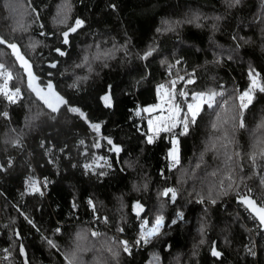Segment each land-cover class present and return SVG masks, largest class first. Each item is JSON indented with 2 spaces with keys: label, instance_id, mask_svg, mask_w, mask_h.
<instances>
[{
  "label": "trees",
  "instance_id": "obj_1",
  "mask_svg": "<svg viewBox=\"0 0 264 264\" xmlns=\"http://www.w3.org/2000/svg\"><path fill=\"white\" fill-rule=\"evenodd\" d=\"M194 14L201 17L199 27L184 22ZM76 19L85 23L64 44L62 33ZM165 20L181 23L157 32ZM0 37L19 46L34 86L47 90L51 81L67 101L56 112L48 108L28 87L12 50L0 44V63L14 77L9 87L21 90L17 103L0 96V113L8 112V118L0 115V252L8 250L10 264H24L21 245L29 264H68L72 252L76 264H147L152 250L161 264H264V231L239 203L245 195L264 202V158L257 155L255 165L250 159L264 138V92L256 90L243 110V128L233 119L236 97L251 83L249 69L264 81V0H241L231 8L225 0H0ZM150 48L155 51L143 59ZM179 77L176 102L185 111L194 93L225 95L213 108L204 105L186 135L178 126L148 144L142 109L157 105L160 84L170 88ZM189 78L194 83L186 84ZM109 86L111 108L101 99ZM89 121L101 124L99 148L80 143L98 135ZM103 137L121 146L119 155L107 151ZM173 138L180 149L175 167L168 157ZM107 155L111 168L97 159ZM93 160L103 165L95 172L106 175L84 169ZM38 175L47 180L40 185L43 195L28 191L29 179ZM166 188L176 190L174 202L161 195ZM137 202L143 206L139 217ZM179 212L183 219L172 224ZM158 214L164 216L160 234L150 245L141 242L143 248L130 242L131 255L125 253L121 241L139 239L141 222L152 226ZM213 245L221 258L211 255Z\"/></svg>",
  "mask_w": 264,
  "mask_h": 264
},
{
  "label": "snow or ice",
  "instance_id": "obj_2",
  "mask_svg": "<svg viewBox=\"0 0 264 264\" xmlns=\"http://www.w3.org/2000/svg\"><path fill=\"white\" fill-rule=\"evenodd\" d=\"M225 3L227 7H235L238 6L241 3V0H225ZM70 8V5H68ZM113 8H115V5H112ZM67 17L65 19L61 20L60 23H65ZM201 19L199 14H194L192 19L184 21L185 23H196L197 26L199 27L200 24L198 21ZM216 20H219L220 17H215ZM84 20L82 19H76L75 23L72 27H70L67 31L62 33L63 36V43L68 44L69 43V34L74 33L77 31L78 28L83 27L84 25ZM165 27L163 29L158 28L157 32L161 31H174L175 26L180 25L181 21H163L162 22ZM215 27V25H213ZM233 39H236L234 36ZM0 44H7L8 48L12 50V54L16 57V60L20 63L21 67L24 68L25 72L27 73L28 76V87L32 89L33 92L36 93V95L43 101V103L50 108L53 112L58 111V107L61 104H67V101L64 99V97L60 96L58 92L55 91L54 85L51 83V81L48 82L47 84V92L45 93L43 89H38L36 86H34L33 81L36 79L34 77V74L31 71V64L30 62L24 57V55L21 53L19 46L15 43H8L6 40H4L2 37H0ZM36 45L33 44L32 47H35ZM56 51L60 55H65L66 53L62 52L60 49H56ZM155 51L154 48H150L142 57L143 59H147L148 56L152 55V52ZM99 58V57H97ZM85 62H87V57L84 58ZM80 65H78L79 67ZM51 67L55 68L56 64L53 63L51 64ZM248 76L250 78V85L249 87L243 91L240 92V94L236 97L238 100V113L237 116H234V120H238V127L243 128L244 121H243V110L247 109L248 106L252 103V100L254 98V92L256 90H259L260 92H264V81L259 79L260 74L258 72H255L254 69H249ZM13 73L11 70L7 68V66L4 63H0V80L3 81L2 84H0V96H3L9 103H17L19 98H21V90L19 87H14L10 88L9 87V82L13 80ZM178 79L183 80V77H179ZM176 83L177 80H172L170 82V88H166L164 84H160L157 88V93L160 95V93L163 91L164 95L161 97L162 100L166 97L167 99L164 100L165 103H167V116H157L154 118H150L148 120V132L151 134L146 135V143L152 144L154 142V137H158L160 132H173L175 128L180 126L182 128V132L180 133L181 135H186L189 131V125L190 124H195L196 119L199 116L200 112L203 109V106L207 104L209 108H213L214 104L216 103V97L217 96H223L224 93L217 92L215 90H208L206 92H197L194 93L192 96L193 103H188L187 104V109L186 111L184 109H181L179 103L176 102ZM194 83L193 79H188L186 81V84H191ZM77 85H73V87H76ZM180 96L184 97L185 100L187 99L188 93L186 91H181L179 93ZM102 101L104 102V106L107 108L113 107V102H112V94H111V86H109V91L101 97ZM161 108L160 104L153 105L150 107L143 108V112L147 113H152L156 109ZM70 111L74 113H78L82 118H84L87 121V114L84 113L81 109L72 107L69 109ZM183 112V117L181 118V113ZM141 114V109L137 108L135 111L136 116H140ZM0 115H3L5 118H8V112L5 111L3 113H0ZM91 129L96 132L97 134L100 133L101 129V124L99 123H92L89 121ZM261 128H264V124L261 125ZM174 137L175 134L173 133ZM110 145V151H114L117 155L122 151V148L120 145L115 144L113 140L109 137H103ZM15 145H19V141L14 142ZM81 144H84V141H80ZM172 148L168 152V157L171 158L173 161V167H175L176 164L179 163V140L176 138H173L172 141ZM93 147L99 148L101 147V144L99 141L95 142ZM257 147L259 148L258 153L253 154L250 159L252 161V164H256V157L257 155L261 156L264 158V138L258 141ZM237 155H239L237 153ZM99 160H105L104 157H99L97 158ZM11 163V162H9ZM107 163V161H105ZM107 166L111 168V164L107 163ZM3 165H0V169H3ZM84 169L86 171L91 170L93 171L94 174H97L99 176H104L106 175L105 172L101 171L99 173L95 172L96 167H103V165H99L96 163V161H93V163H86L83 165ZM228 179L231 181L232 176L229 175ZM45 186L47 184V180L45 179L44 181ZM264 183V181H262ZM29 189L33 193H40V195H43V191L41 190L40 187V182L37 180H32L30 178L29 180ZM249 192H251V189H248ZM225 194H227L225 192ZM164 197H169L172 202L175 201L176 199V190L174 188H166L163 190L161 193ZM209 199L211 200V203L215 204L216 200L212 198V193L209 191ZM240 201L246 206L247 209L251 211L253 214L254 219H258L259 225L264 228V202L257 203V201L252 198L251 196H241ZM201 202H203V197H201ZM89 205L95 208V205L91 200L88 201ZM75 207V204L73 205ZM134 210L136 211L137 216L139 217L140 212L143 211V206L137 202L134 206ZM178 219H183V212L177 213V219H173L171 221L172 224H176ZM30 224L32 223L31 220L28 221ZM164 222V216L162 214H158L155 217V223L151 226L148 227V221L144 220L141 223V231L139 233V239L135 241L136 245L141 244L143 242L144 244H147L150 242V238L154 236H158L160 234V230L163 226ZM35 227V225H33ZM59 231V229H57ZM119 231H123V229H119ZM203 231V229H201ZM19 235V233H17ZM99 235L97 232H92V236H97ZM47 239V238H45ZM47 243L51 245L52 247H56V245L53 243L52 240L47 239ZM201 243H204L203 240H201ZM121 244L123 246V251L129 255H131L132 252V245L129 244L127 240L121 241ZM5 252L8 250L5 249ZM111 251V249H109ZM248 251L252 254L255 255V252L252 251V249H248ZM20 253L21 255L24 256V264H29L28 259H27V253L24 250L23 245L20 246ZM114 255H118V253H114ZM211 255L213 257H220L222 256V252L218 251L215 245L212 246L211 248ZM65 259L68 261V264H76L77 261V255L75 252H72L68 255L65 256Z\"/></svg>",
  "mask_w": 264,
  "mask_h": 264
},
{
  "label": "rangeland",
  "instance_id": "obj_3",
  "mask_svg": "<svg viewBox=\"0 0 264 264\" xmlns=\"http://www.w3.org/2000/svg\"><path fill=\"white\" fill-rule=\"evenodd\" d=\"M190 79V78H189ZM191 79H193V78H191ZM177 80V83L180 81V79H176ZM188 80V79H187ZM186 80V81H187ZM177 83H176V85H177ZM165 86H166V88H168V86L166 85V84H164ZM182 91H184V90H182ZM220 91H223V90H218V92H220ZM164 95V93H163V91L160 93V95H159V102L157 103V104H160L161 105V108H158V109H156L155 111H153L152 113H147V112H144L145 113V116H147L148 117V120L150 119V118H154V117H157V116H161V115H163V116H167L168 115V112H167V107H168V105H167V103H165L164 102V100H166L167 98L165 97L164 98V100H162L161 99V97ZM191 103H193V101L191 102ZM151 106H153V105H151ZM150 107V106H149ZM181 107V106H180ZM183 117V113H181V118ZM176 129V128H175ZM174 129V130H175ZM176 131V130H175ZM100 138V135L98 134L97 136L96 135H90L89 136V140L90 141H86V140H84V144L83 145H89V143L91 144V143H93L94 144V141L96 140V139H99ZM177 139V138H176ZM99 142H100V139H99ZM178 147H179V145H178ZM172 148V147H171ZM178 155L180 156V149H179V153H178ZM170 160H171V158H170ZM93 161H96V160H93ZM172 161V160H171ZM91 163H93V162H91ZM97 163V162H96ZM148 227H151V225L149 226L148 225ZM162 229V228H161ZM161 231V230H160ZM155 237V236H154ZM154 237H152V238H150V242L148 243V245H150V243L153 241V239H154ZM147 264H161V255L159 254V252L157 251V250H152L151 251V255H150V258H149V260L147 261Z\"/></svg>",
  "mask_w": 264,
  "mask_h": 264
},
{
  "label": "built area",
  "instance_id": "obj_4",
  "mask_svg": "<svg viewBox=\"0 0 264 264\" xmlns=\"http://www.w3.org/2000/svg\"><path fill=\"white\" fill-rule=\"evenodd\" d=\"M221 92V91H220ZM223 92V91H222ZM224 93V92H223ZM225 95V94H224ZM224 95L223 96H220V97H224ZM110 147H107V151L108 152H110ZM105 160L107 161V162H110L111 161V158H110V156L109 155H107L106 157H105ZM32 180H37V181H39L40 182V185H43V183H44V179L42 178V177H40L39 175L38 176H34V177H32L31 178ZM30 180V179H29ZM0 181H1V177H0ZM28 191H30V189H29V184H28ZM31 192V191H30ZM89 201V200H88ZM88 201H87V204L89 205V203H88ZM89 207L90 208H92L93 209V207L92 206H90L89 205ZM73 208H74V210H75V212L77 211L76 210V207H74L73 206ZM93 221H96V217H93V219H92ZM144 221V220H143ZM142 223V222H141ZM129 243L130 242H133V245H135L137 248H143L144 246H146V245H141V244H139V245H136L135 244V241L136 240H133V239H131V238H127L126 239ZM148 244V243H147ZM0 264H10V262H9V256H8V254L5 252V251H2V252H0Z\"/></svg>",
  "mask_w": 264,
  "mask_h": 264
},
{
  "label": "water",
  "instance_id": "obj_5",
  "mask_svg": "<svg viewBox=\"0 0 264 264\" xmlns=\"http://www.w3.org/2000/svg\"><path fill=\"white\" fill-rule=\"evenodd\" d=\"M44 92L46 93L47 92V90H44ZM0 165H2L1 164V160H0ZM245 196H251V195H245ZM252 197V196H251ZM252 198H254V197H252ZM255 199V198H254ZM256 200V199H255ZM257 201V200H256ZM239 203H241L243 206H245L241 201H240V199H239ZM257 203H259L258 201H257ZM246 207V206H245ZM249 210V209H248ZM250 211V210H249ZM250 213H251V211H250ZM252 214V213H251ZM253 215V214H252ZM257 221H258V219H256ZM259 222V221H258ZM262 228V227H261ZM262 230L264 231V228H262ZM218 258H221V256L220 257H218Z\"/></svg>",
  "mask_w": 264,
  "mask_h": 264
},
{
  "label": "crops",
  "instance_id": "obj_6",
  "mask_svg": "<svg viewBox=\"0 0 264 264\" xmlns=\"http://www.w3.org/2000/svg\"><path fill=\"white\" fill-rule=\"evenodd\" d=\"M192 102V101H191ZM191 102H189V103H191ZM204 107V106H203Z\"/></svg>",
  "mask_w": 264,
  "mask_h": 264
}]
</instances>
